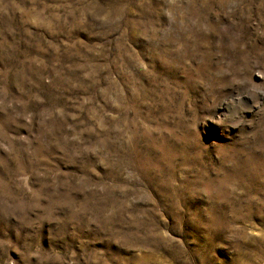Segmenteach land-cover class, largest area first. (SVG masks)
I'll list each match as a JSON object with an SVG mask.
<instances>
[{
	"label": "rangeland",
	"instance_id": "374dc122",
	"mask_svg": "<svg viewBox=\"0 0 264 264\" xmlns=\"http://www.w3.org/2000/svg\"><path fill=\"white\" fill-rule=\"evenodd\" d=\"M0 264H264V0H0Z\"/></svg>",
	"mask_w": 264,
	"mask_h": 264
}]
</instances>
